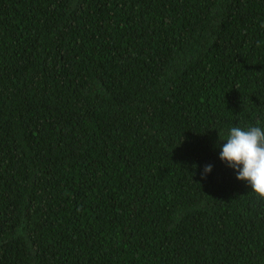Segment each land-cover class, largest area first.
Returning a JSON list of instances; mask_svg holds the SVG:
<instances>
[{"label": "trees", "instance_id": "trees-1", "mask_svg": "<svg viewBox=\"0 0 264 264\" xmlns=\"http://www.w3.org/2000/svg\"><path fill=\"white\" fill-rule=\"evenodd\" d=\"M254 125L264 0H0V264H264Z\"/></svg>", "mask_w": 264, "mask_h": 264}, {"label": "clouds", "instance_id": "clouds-1", "mask_svg": "<svg viewBox=\"0 0 264 264\" xmlns=\"http://www.w3.org/2000/svg\"><path fill=\"white\" fill-rule=\"evenodd\" d=\"M219 136L225 141L220 159L236 170V178L246 181L258 199L264 200V127L233 126L226 137ZM212 169V165L205 166V178Z\"/></svg>", "mask_w": 264, "mask_h": 264}]
</instances>
